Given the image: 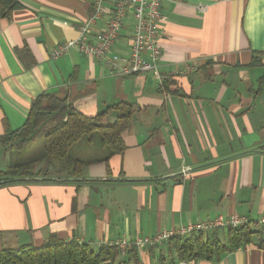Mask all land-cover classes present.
I'll list each match as a JSON object with an SVG mask.
<instances>
[{"label": "crops", "instance_id": "1", "mask_svg": "<svg viewBox=\"0 0 264 264\" xmlns=\"http://www.w3.org/2000/svg\"><path fill=\"white\" fill-rule=\"evenodd\" d=\"M93 1L20 0L0 18V135L24 124L40 94L55 92L87 115L134 103L138 110L122 135L126 148L108 163L85 166L79 178L0 185V250L40 247L51 235L97 249L233 213L258 220L264 212V0H166L159 38L160 69L170 79L165 92L150 72L120 76L77 49L50 57L59 43L80 35ZM132 24L128 17L115 45L120 53L129 50ZM118 114L113 110L104 121ZM8 165L0 143V171ZM213 235L225 239L224 229L204 234ZM261 237L214 261H179L170 240L119 258L124 264H264Z\"/></svg>", "mask_w": 264, "mask_h": 264}, {"label": "trees", "instance_id": "2", "mask_svg": "<svg viewBox=\"0 0 264 264\" xmlns=\"http://www.w3.org/2000/svg\"><path fill=\"white\" fill-rule=\"evenodd\" d=\"M20 6V0H0V18H8ZM254 64L257 59L254 58ZM170 88V79L160 83V90ZM113 110L119 112L113 121L104 119ZM137 107L131 102H117L104 111L87 115L79 111L67 96L44 92L33 102L22 126L0 135V143L9 156V165L0 171V185L26 178L62 176L79 178L84 167L106 162L121 155L126 148L123 132L129 127ZM40 142V154L29 152ZM53 172V173H52ZM264 225L249 223L237 228H224L225 239L213 235L193 234L170 239L179 261L219 260L228 251L245 248L254 235L264 236ZM263 238L258 245L263 246ZM116 246L95 249L86 243L64 241L51 235L44 245H22L0 250V264H124ZM133 261L137 255L132 251Z\"/></svg>", "mask_w": 264, "mask_h": 264}, {"label": "built area", "instance_id": "3", "mask_svg": "<svg viewBox=\"0 0 264 264\" xmlns=\"http://www.w3.org/2000/svg\"><path fill=\"white\" fill-rule=\"evenodd\" d=\"M166 0H94L93 12L80 27V35L55 46L50 57L57 59L72 49H77L89 56L107 63L114 73L136 75L152 73L158 83H162L165 76L160 69L162 49L159 44L161 25L165 20L162 7ZM108 10L111 13L108 15ZM105 14L108 19L103 29L94 30V25ZM132 17V32L129 36V50L127 54L115 50L116 42L124 36L127 19ZM190 69H177L169 73L170 77L186 74ZM187 175L186 168L182 170ZM249 223L264 225V212L258 220L247 215L233 213L227 217L218 216L182 225L179 228L164 229L153 235L138 236L135 239L118 238L106 245L116 246L121 254H126L131 248H144L161 245L176 236H191L205 234L227 227L237 228Z\"/></svg>", "mask_w": 264, "mask_h": 264}, {"label": "rangeland", "instance_id": "4", "mask_svg": "<svg viewBox=\"0 0 264 264\" xmlns=\"http://www.w3.org/2000/svg\"><path fill=\"white\" fill-rule=\"evenodd\" d=\"M39 146H40V142L37 144V145H35L34 146V148H33V150H30V154L33 156V155H38V154H40V151L38 150V148H39ZM53 173V172H52ZM263 234H264V232H263Z\"/></svg>", "mask_w": 264, "mask_h": 264}]
</instances>
